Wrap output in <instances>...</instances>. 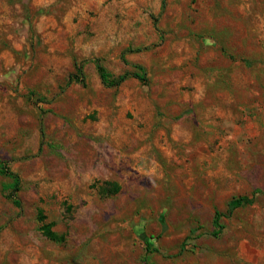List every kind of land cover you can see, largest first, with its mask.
<instances>
[{
    "label": "rangeland",
    "instance_id": "rangeland-1",
    "mask_svg": "<svg viewBox=\"0 0 264 264\" xmlns=\"http://www.w3.org/2000/svg\"><path fill=\"white\" fill-rule=\"evenodd\" d=\"M0 164V264H264V0H0Z\"/></svg>",
    "mask_w": 264,
    "mask_h": 264
},
{
    "label": "trees",
    "instance_id": "trees-1",
    "mask_svg": "<svg viewBox=\"0 0 264 264\" xmlns=\"http://www.w3.org/2000/svg\"><path fill=\"white\" fill-rule=\"evenodd\" d=\"M164 4H165V0H162V8H164ZM122 61L124 62L125 65H129V63H127L123 59V57H122ZM130 66L134 69L133 73L126 72V73L120 74L119 76L115 78H111L110 74L106 71V69L98 61L96 63L97 72L99 74L102 84L105 87H118L128 78H134L138 80L141 84L146 85V83L148 82V79L146 77L145 68L139 64H131ZM0 174L8 176L9 178L12 179V184L10 186L11 193L9 197L12 199L13 204L16 207L20 208L21 204L16 196V193L18 192L20 188L19 176L16 173L12 172L5 164L4 165L0 164ZM257 192L258 191H254V194ZM251 202H252V197L242 196V197L233 198L229 203V212H232L233 209L240 207L244 203L250 204ZM221 216H222V213H220L219 211H216L214 213L213 224L215 227L218 228V230L222 229V226L219 223V219ZM39 221L41 222L40 229L46 238L50 240H54V241L62 240V237L60 235H58L56 232L51 230L50 223H42L44 221V217L42 215H39ZM217 234L218 232L215 233V235Z\"/></svg>",
    "mask_w": 264,
    "mask_h": 264
},
{
    "label": "crops",
    "instance_id": "crops-1",
    "mask_svg": "<svg viewBox=\"0 0 264 264\" xmlns=\"http://www.w3.org/2000/svg\"><path fill=\"white\" fill-rule=\"evenodd\" d=\"M122 58V57H121ZM123 58H125V56L123 55ZM125 60L131 65V64H141L142 62H140L139 60L137 59H134L133 57H131V59H128L125 58ZM123 84V83H122Z\"/></svg>",
    "mask_w": 264,
    "mask_h": 264
}]
</instances>
